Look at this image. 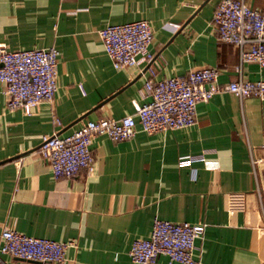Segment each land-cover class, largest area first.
Instances as JSON below:
<instances>
[{
    "label": "crops",
    "instance_id": "crops-1",
    "mask_svg": "<svg viewBox=\"0 0 264 264\" xmlns=\"http://www.w3.org/2000/svg\"><path fill=\"white\" fill-rule=\"evenodd\" d=\"M219 1L0 0V42L60 50L54 97L32 114L8 110L0 82V233L11 226L74 238L64 264H140L129 249L159 216L207 223L196 240L199 264H264V99L221 91L197 103L191 126L139 129L125 140L98 134L93 173L55 177L39 152L44 134L69 135L86 119L119 118L148 99L140 89L150 61L115 68L100 35L107 24L150 21L155 79L205 65L220 70V82L264 79L255 62L238 69L237 46L217 38ZM244 2L264 8V0ZM0 264L34 262L0 252ZM153 264L185 263L161 254Z\"/></svg>",
    "mask_w": 264,
    "mask_h": 264
},
{
    "label": "built area",
    "instance_id": "built-area-1",
    "mask_svg": "<svg viewBox=\"0 0 264 264\" xmlns=\"http://www.w3.org/2000/svg\"><path fill=\"white\" fill-rule=\"evenodd\" d=\"M213 23L219 40L237 46L238 69L244 62L264 67V8L252 7L244 0H220ZM100 35L115 68L150 61L151 76L140 89L148 99L142 104L136 103L134 112L119 118L105 115L86 119L69 135L44 134L39 152L55 177L70 178L81 170L93 173L96 158L91 144L98 134L125 140L139 129L154 133L191 126L196 122L197 103L208 101L221 91H230L241 99L249 96L264 99L263 78L253 80L239 76L220 82V70L215 66L205 65L184 75L155 79L156 70L151 65L154 52L150 48L154 30L145 18L107 24L100 29ZM59 56L56 46L9 49L0 42V82L7 95L8 110L20 108L25 114H32L41 102L53 99L58 86ZM189 161L188 156L180 159L181 163ZM257 161L259 159H253L254 163ZM206 226V222L173 221L155 216L148 236L132 242L129 256L140 264H153L161 254L171 262L199 264L196 240L203 238ZM71 246H77L74 238L32 236L11 226H5L0 233V252L34 264H64L66 250Z\"/></svg>",
    "mask_w": 264,
    "mask_h": 264
}]
</instances>
